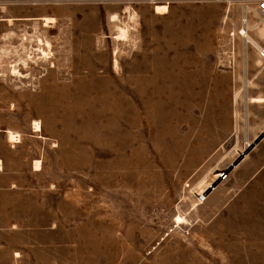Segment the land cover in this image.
<instances>
[{"label":"rangeland","instance_id":"obj_1","mask_svg":"<svg viewBox=\"0 0 264 264\" xmlns=\"http://www.w3.org/2000/svg\"><path fill=\"white\" fill-rule=\"evenodd\" d=\"M42 1L53 25L19 20L0 41V153L13 130L16 190L58 209L73 264H264V136L225 171L264 128V102L248 101L264 96V59L238 34L241 2ZM28 53L26 76H10Z\"/></svg>","mask_w":264,"mask_h":264},{"label":"crops","instance_id":"obj_2","mask_svg":"<svg viewBox=\"0 0 264 264\" xmlns=\"http://www.w3.org/2000/svg\"><path fill=\"white\" fill-rule=\"evenodd\" d=\"M42 2L0 0V41L14 22L47 16L37 14V4ZM32 130L38 132L33 124ZM5 141L10 147L8 153H0V264H73L72 228L68 232L67 225H59L58 209L49 204L48 197L18 193L19 159L12 151L20 145V137L18 142L10 141L6 132ZM34 161L40 162L39 169L34 168ZM41 161L40 157L24 159L31 173L42 170Z\"/></svg>","mask_w":264,"mask_h":264},{"label":"bare ground","instance_id":"obj_3","mask_svg":"<svg viewBox=\"0 0 264 264\" xmlns=\"http://www.w3.org/2000/svg\"><path fill=\"white\" fill-rule=\"evenodd\" d=\"M156 8L157 10H163L165 8L164 5H156ZM164 11V10H163ZM42 22H43V25L44 26H51L53 25L54 23V18L53 17H50V16H44L41 18ZM258 31H262L264 32V28L260 27L258 28ZM120 35H124L125 34V29H120ZM245 33L244 29H242V33ZM245 42H249L250 44L254 45V46H258L259 43L257 42L256 39H254L251 35H249V33L247 32L246 33V36H245ZM36 42L38 43V49H40V53L39 55L36 57V59L40 60V61H47L49 58H50V53L49 51H46V49L44 47H47L49 48L50 44L47 40H43L41 37H36ZM34 56L30 55V53L26 54L25 56L23 57H20L19 61L16 62V63H13L10 65V69H9V75L10 76H13L14 78H17L19 80H21L22 77H25L24 74L21 73V71L17 68L18 65H22V66H27L28 65V62H33ZM249 83V81H248ZM26 85H29V83L25 84ZM249 102H264V96L262 95H255V96H251L249 97L248 99ZM33 124V127H34V130L35 131H38L40 132L41 131V126L40 124L38 123V121L34 120L32 122ZM7 132V136H8V139L10 141H14V142H18L19 141V138H18V134L14 133L12 130L10 129H7L6 130ZM33 166L34 168H37L39 169L40 168V162L39 161H34L33 163ZM198 203H195L194 204V207L197 205ZM175 221L180 224V223H183L185 222V218L178 215L175 219Z\"/></svg>","mask_w":264,"mask_h":264},{"label":"built area","instance_id":"obj_4","mask_svg":"<svg viewBox=\"0 0 264 264\" xmlns=\"http://www.w3.org/2000/svg\"><path fill=\"white\" fill-rule=\"evenodd\" d=\"M241 2V28L238 30L243 38H246V33L249 31L250 23L249 19L251 16L264 27V0H237ZM244 29L245 33H242ZM258 55L264 59V45H258L256 47ZM222 175H225L224 173ZM221 175V176H222Z\"/></svg>","mask_w":264,"mask_h":264},{"label":"water","instance_id":"obj_5","mask_svg":"<svg viewBox=\"0 0 264 264\" xmlns=\"http://www.w3.org/2000/svg\"><path fill=\"white\" fill-rule=\"evenodd\" d=\"M264 136V128L260 131L259 134H257L254 139L251 141V143L244 147V149L240 152L239 156L233 160L228 168L225 169V171H229L230 169L233 168V166H235ZM216 183H213L209 186V188H213L215 186Z\"/></svg>","mask_w":264,"mask_h":264}]
</instances>
